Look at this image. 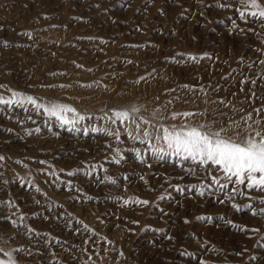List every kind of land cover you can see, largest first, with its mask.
<instances>
[{"label":"rangeland","instance_id":"374dc122","mask_svg":"<svg viewBox=\"0 0 264 264\" xmlns=\"http://www.w3.org/2000/svg\"><path fill=\"white\" fill-rule=\"evenodd\" d=\"M239 9L240 0H0V96L85 116L62 127L26 102L0 104V261L264 264V192L221 191L217 169L102 119L133 106L168 127L264 119L253 111L264 108V19ZM92 128L118 129L119 140Z\"/></svg>","mask_w":264,"mask_h":264},{"label":"snow or ice","instance_id":"6c2138e0","mask_svg":"<svg viewBox=\"0 0 264 264\" xmlns=\"http://www.w3.org/2000/svg\"><path fill=\"white\" fill-rule=\"evenodd\" d=\"M240 5L241 9L238 11L241 19L246 20L249 16L264 19V6H261L258 0H240ZM248 9H252V11H248ZM188 59L198 62V57L196 56L190 55ZM261 63H264V61H261ZM244 82L246 81H241V83ZM251 83L255 84V80L251 81ZM87 86L90 87L91 85ZM0 87L3 86L0 85ZM183 87L188 88L189 86L183 85ZM12 97L15 99H5L3 96H0V104L9 106L17 104L22 106L26 102L38 110L43 109L50 118L58 120L62 127L65 125L75 127L78 122L85 120L84 115L69 105L52 103L45 106L42 103H38L32 96H25L15 91L12 92ZM217 103L225 104L226 102L220 100ZM232 108L234 112L242 111V109H236L235 106H232ZM253 111L259 116L261 112H264V108L253 109ZM139 112L140 109L133 106L130 109L113 110L111 116L105 114V117H102V119L106 118L113 125L117 121L121 125L133 124L135 125L136 135H133L131 131H127L126 129L127 135L131 139L139 140L140 143L150 142L152 139L162 140L171 154L184 160H191L193 163L201 166L217 169L222 174L225 182H221V179L215 175L211 179L212 184L219 185L221 191L227 188L228 184H234L244 185L249 190L264 192V128L260 127L261 124H264V119L258 118L253 120L252 113H248L241 118L246 125L244 128H240L241 121L236 120H230L227 126L219 129L214 127L215 121L195 126L186 123L180 126L173 125L168 127L163 124H153L151 120L138 116L137 113ZM68 113L72 114L71 118L67 115ZM203 114L173 112L171 118L176 119L178 116L189 118ZM142 125L150 126L154 131L150 132L148 128H142ZM229 129L233 130L232 135L227 134ZM91 131L103 132L105 135L114 136L117 140L120 137L118 129L92 128ZM153 150L161 154L160 158L163 159V148H155ZM137 157L142 159L139 150H137ZM0 159H3V157H0ZM116 162L119 163V160ZM40 163H44V161ZM73 174L72 172L68 173V175ZM237 191H239L238 188H233V192ZM163 198L161 197V199ZM135 202L138 204L149 203L147 200H137ZM127 203L129 201L126 200L125 204ZM233 206L236 207V205ZM261 211L264 213V210ZM201 219L203 218L201 217ZM5 255L9 256L6 264H15V261L11 259L10 253H5ZM0 264H5V262L0 261Z\"/></svg>","mask_w":264,"mask_h":264}]
</instances>
